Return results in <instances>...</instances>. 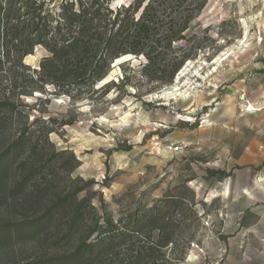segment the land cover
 Listing matches in <instances>:
<instances>
[{
	"label": "rangeland",
	"instance_id": "obj_1",
	"mask_svg": "<svg viewBox=\"0 0 264 264\" xmlns=\"http://www.w3.org/2000/svg\"><path fill=\"white\" fill-rule=\"evenodd\" d=\"M63 1L18 6L27 13V2L29 12L44 16ZM97 1L141 18L150 39L97 82H38L41 90L24 95L48 56L41 46L24 67L0 74L11 128L55 130L47 157L31 152L13 164L9 188L0 192V227L41 215L56 194L77 192L64 218L87 199L92 238L147 212L159 216L162 231L137 236L136 246L161 245L148 264H264V0ZM10 142L0 140V155ZM39 165L37 182L19 197L10 193ZM59 223L31 244H0V264L80 246L85 236L58 249L66 232ZM127 247L104 263L134 264Z\"/></svg>",
	"mask_w": 264,
	"mask_h": 264
},
{
	"label": "trees",
	"instance_id": "obj_2",
	"mask_svg": "<svg viewBox=\"0 0 264 264\" xmlns=\"http://www.w3.org/2000/svg\"><path fill=\"white\" fill-rule=\"evenodd\" d=\"M27 2L24 6L27 13L23 14V7L18 6V0H6L4 7L0 3V74H13L16 63L24 67V58L32 54L37 46L43 47L48 53L41 61L40 70L36 72L40 76L38 81L31 79L33 86H23L24 95L32 96L41 90L38 82L49 85L55 83L56 87L61 88V85L70 86L73 81L87 78L95 80L93 82L102 80L109 75L114 60L139 51L136 47L150 39L148 26L138 25L141 18L136 20L135 16L122 13V7L115 11L109 6L105 8L97 0H65L58 10L43 16L29 12ZM128 44L134 48H128ZM63 94L70 95L69 90ZM6 108L7 102L0 101V140L11 141L7 150L0 155L2 193L9 188L13 164L30 158L28 155L31 152L47 157L49 154L44 151L45 145L50 144L51 134L55 132L50 125H43L37 130L28 125L13 130L12 116L5 112ZM42 167H34L29 175L16 181L10 193L19 197L29 189L30 181L37 182L42 174ZM54 197L55 201L46 205L41 215L14 220L0 227V244L13 245V242L22 241L31 244L38 238L50 235L53 222L59 221L58 226H62L66 232L57 241L58 249L73 247L78 235L85 236V239L80 246L64 255L40 258L25 264H105L110 258L119 256L124 245L129 246L127 251L132 252L129 257L134 264L155 262L154 252L161 245L136 246L141 242L138 235L146 231L151 235L154 231H162V221L153 212L132 219L120 228L110 225L109 229L98 232L92 238L97 227L92 228L85 223L92 210L88 200L82 199L81 203H77L79 207L71 210L72 215L67 217L71 219L66 221L64 217L80 195L63 191Z\"/></svg>",
	"mask_w": 264,
	"mask_h": 264
},
{
	"label": "bare ground",
	"instance_id": "obj_3",
	"mask_svg": "<svg viewBox=\"0 0 264 264\" xmlns=\"http://www.w3.org/2000/svg\"><path fill=\"white\" fill-rule=\"evenodd\" d=\"M251 110H253V108H252ZM253 111H254V110H253Z\"/></svg>",
	"mask_w": 264,
	"mask_h": 264
}]
</instances>
